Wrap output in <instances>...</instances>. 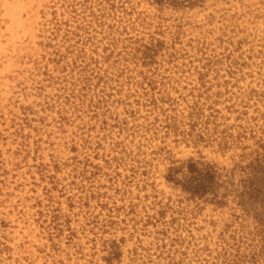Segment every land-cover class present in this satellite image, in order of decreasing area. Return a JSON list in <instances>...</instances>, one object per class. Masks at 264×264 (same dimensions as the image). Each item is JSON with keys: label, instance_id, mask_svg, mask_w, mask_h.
Segmentation results:
<instances>
[{"label": "rangeland", "instance_id": "374dc122", "mask_svg": "<svg viewBox=\"0 0 264 264\" xmlns=\"http://www.w3.org/2000/svg\"><path fill=\"white\" fill-rule=\"evenodd\" d=\"M264 0H0V264H264Z\"/></svg>", "mask_w": 264, "mask_h": 264}, {"label": "trees", "instance_id": "16d2710c", "mask_svg": "<svg viewBox=\"0 0 264 264\" xmlns=\"http://www.w3.org/2000/svg\"><path fill=\"white\" fill-rule=\"evenodd\" d=\"M246 168L248 175L242 182L243 189L239 194L242 204L264 203V153H258Z\"/></svg>", "mask_w": 264, "mask_h": 264}]
</instances>
